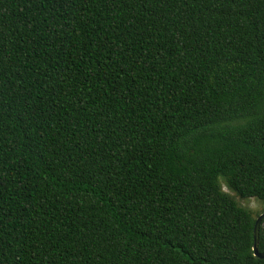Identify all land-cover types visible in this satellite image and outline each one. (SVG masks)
Here are the masks:
<instances>
[{
    "label": "trees",
    "instance_id": "obj_1",
    "mask_svg": "<svg viewBox=\"0 0 264 264\" xmlns=\"http://www.w3.org/2000/svg\"><path fill=\"white\" fill-rule=\"evenodd\" d=\"M263 210L264 0H0V264H264Z\"/></svg>",
    "mask_w": 264,
    "mask_h": 264
},
{
    "label": "water",
    "instance_id": "obj_2",
    "mask_svg": "<svg viewBox=\"0 0 264 264\" xmlns=\"http://www.w3.org/2000/svg\"><path fill=\"white\" fill-rule=\"evenodd\" d=\"M263 222H264V210L257 215L255 219L254 227H253V247L252 249H253L254 255L258 257H264V251H260L258 248L259 231H260V226Z\"/></svg>",
    "mask_w": 264,
    "mask_h": 264
},
{
    "label": "rangeland",
    "instance_id": "obj_3",
    "mask_svg": "<svg viewBox=\"0 0 264 264\" xmlns=\"http://www.w3.org/2000/svg\"><path fill=\"white\" fill-rule=\"evenodd\" d=\"M223 188L227 190L225 186H223ZM236 199L239 202V204L249 209H252L254 212L260 211L263 208V204L258 200H256L255 198L239 199L236 197Z\"/></svg>",
    "mask_w": 264,
    "mask_h": 264
}]
</instances>
